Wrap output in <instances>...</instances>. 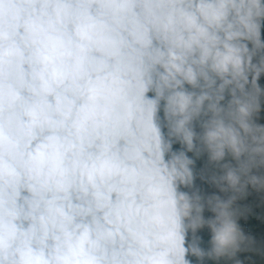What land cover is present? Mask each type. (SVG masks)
<instances>
[{
    "label": "clouds",
    "instance_id": "9594fccd",
    "mask_svg": "<svg viewBox=\"0 0 264 264\" xmlns=\"http://www.w3.org/2000/svg\"><path fill=\"white\" fill-rule=\"evenodd\" d=\"M246 262L264 0H0V264Z\"/></svg>",
    "mask_w": 264,
    "mask_h": 264
},
{
    "label": "trees",
    "instance_id": "16d2710c",
    "mask_svg": "<svg viewBox=\"0 0 264 264\" xmlns=\"http://www.w3.org/2000/svg\"><path fill=\"white\" fill-rule=\"evenodd\" d=\"M258 226H259V223H258V221H257V218H253V219L250 221V223H249V228H250V230L255 231V230L258 228Z\"/></svg>",
    "mask_w": 264,
    "mask_h": 264
},
{
    "label": "water",
    "instance_id": "95a60500",
    "mask_svg": "<svg viewBox=\"0 0 264 264\" xmlns=\"http://www.w3.org/2000/svg\"><path fill=\"white\" fill-rule=\"evenodd\" d=\"M257 221H258V223H259V226H258V228L255 230L258 234L262 231V225H261V222H260V220L259 219H257ZM246 264H247V262H246Z\"/></svg>",
    "mask_w": 264,
    "mask_h": 264
}]
</instances>
